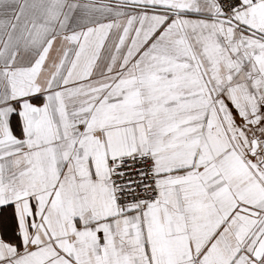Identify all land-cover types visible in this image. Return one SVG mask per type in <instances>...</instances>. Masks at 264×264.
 Returning <instances> with one entry per match:
<instances>
[{
  "label": "snow or ice",
  "instance_id": "obj_1",
  "mask_svg": "<svg viewBox=\"0 0 264 264\" xmlns=\"http://www.w3.org/2000/svg\"><path fill=\"white\" fill-rule=\"evenodd\" d=\"M5 6L0 264H264V0Z\"/></svg>",
  "mask_w": 264,
  "mask_h": 264
},
{
  "label": "crops",
  "instance_id": "obj_2",
  "mask_svg": "<svg viewBox=\"0 0 264 264\" xmlns=\"http://www.w3.org/2000/svg\"><path fill=\"white\" fill-rule=\"evenodd\" d=\"M7 2L9 5H12L14 7L17 0H7ZM29 14H30V10H29ZM0 18H2V19H11L12 18V12L9 10V8L7 6L0 9ZM21 22H23V18H22Z\"/></svg>",
  "mask_w": 264,
  "mask_h": 264
}]
</instances>
